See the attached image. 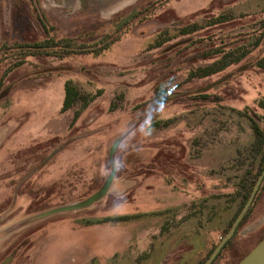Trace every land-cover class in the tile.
<instances>
[{
  "label": "rangeland",
  "instance_id": "374dc122",
  "mask_svg": "<svg viewBox=\"0 0 264 264\" xmlns=\"http://www.w3.org/2000/svg\"><path fill=\"white\" fill-rule=\"evenodd\" d=\"M158 1L105 14L89 0H0V264H197L223 236L264 153V0ZM48 37L119 40L64 58L21 45ZM217 50L245 56L188 78ZM66 83L78 96L63 110ZM111 172L92 205L36 217ZM263 236L264 185L215 264Z\"/></svg>",
  "mask_w": 264,
  "mask_h": 264
},
{
  "label": "trees",
  "instance_id": "16d2710c",
  "mask_svg": "<svg viewBox=\"0 0 264 264\" xmlns=\"http://www.w3.org/2000/svg\"><path fill=\"white\" fill-rule=\"evenodd\" d=\"M168 1L169 0H159L155 6H163ZM136 18H137V15L135 13H128L126 15L125 14L115 15L114 20L119 22V24L117 23L118 25L115 27V30L116 31L120 30L122 27V23H124V24L131 23L132 20L136 19ZM145 19H146V17L138 18L137 22H143ZM218 22H221V20H219L218 18H215V19H213L212 23H210V24H215ZM187 32H188V29L182 28V30H181L182 34H186ZM168 36H169L168 31L166 29H163L157 35L156 39L154 40V45L159 46L160 44L164 43L168 39ZM117 40H119V37L112 38L109 42H107L103 45L89 46V45H86L84 43L75 42L73 38H69V37H60L58 39H55L53 37H48V38L36 41L34 43H23L21 45L25 46L26 48H34V51H31V52H35V50H36V52H40L41 54L52 55V56H56L59 58H64V57L72 55V54H91L92 53V54L97 55V54L101 53L103 50L107 49L110 44L116 42ZM260 40H261V36L257 38L254 45L257 46L259 44ZM215 53L218 54V53H221V51H219V50L214 51V54ZM30 54H33V53H30ZM244 56H245V53H242L238 57H233V55L230 52L223 53V54L221 53V56L219 58L212 61L210 64L206 65L205 67L191 70L188 78L191 79L194 77L210 76L216 72H219V71L225 69L226 67H228L231 64L239 62L240 59L243 58ZM15 64L19 65V64H21V61L15 63ZM256 65L258 67L264 68V55L256 61ZM77 96H78V92L74 88V86H72L70 83H66V85L64 87L63 110L67 109L71 105V103L77 98ZM261 132L264 135V126L261 129ZM263 167H264V153H263V155H262V157H261V159L257 165L256 170L255 171H250V170L246 171L244 176L240 179L239 193L241 195V199H240V202L238 204L237 210L235 211V213L233 214L231 219L228 221V224L224 228L223 236L230 229V227L232 226V224L234 222V219L238 216L240 210L242 209L244 203L246 202V200H247V198H248V196L252 190V187H253L258 175L262 171ZM263 185H264V178H263L261 185H260L253 201L251 202L249 208L247 209L246 213L244 214L242 220L237 225L234 235L232 236V238L230 240H228L226 242V244L223 246L222 250L219 252L217 257L213 260V262L211 264H215V262L217 261V259L221 255V253L225 250V248H227L231 244L232 240L235 237L236 232L239 230V228H241V226L249 218V216L252 212L253 205H254V203L258 197V194L261 191V188L263 187ZM216 244H214L211 247V249L202 258L199 259L197 264H202L206 260V258L212 252V250L214 249ZM237 262H235V264Z\"/></svg>",
  "mask_w": 264,
  "mask_h": 264
},
{
  "label": "water",
  "instance_id": "95a60500",
  "mask_svg": "<svg viewBox=\"0 0 264 264\" xmlns=\"http://www.w3.org/2000/svg\"><path fill=\"white\" fill-rule=\"evenodd\" d=\"M135 1L136 0H89V3L98 5V7L103 13L110 14L117 12L119 9L125 7L126 5H130ZM263 178H264V167L260 172V174L258 175L252 187V190L246 202L244 203L242 209L240 210L238 216L234 219L232 226L226 232V234L218 241L212 252L209 254V256L202 264H211L213 260L217 257L219 252L222 250L226 242L232 238V236L236 231L237 225L242 220L244 214L249 208L251 202L253 201ZM112 179H113V173L111 172L106 178L102 187L98 191L91 194L90 196L73 203L65 204L63 206H60V208L59 207L56 208L55 210L46 211L44 213L37 215L36 217H42L52 212H56L60 210L61 211L74 210V209L88 207L97 200L101 199L108 192ZM236 264H264V236Z\"/></svg>",
  "mask_w": 264,
  "mask_h": 264
},
{
  "label": "crops",
  "instance_id": "0c3cea01",
  "mask_svg": "<svg viewBox=\"0 0 264 264\" xmlns=\"http://www.w3.org/2000/svg\"><path fill=\"white\" fill-rule=\"evenodd\" d=\"M127 6H128V5H126L125 7H127ZM125 7H123V8H125ZM123 8H121V9H123ZM121 9H119L118 11H120ZM118 11H117V12H118ZM115 13H116V12H115Z\"/></svg>",
  "mask_w": 264,
  "mask_h": 264
}]
</instances>
